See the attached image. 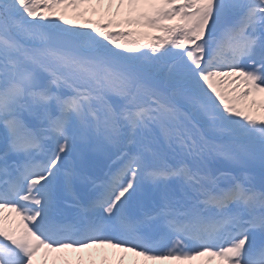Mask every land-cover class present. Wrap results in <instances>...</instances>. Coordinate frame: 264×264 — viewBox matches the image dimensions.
Here are the masks:
<instances>
[{"label":"snow or ice","instance_id":"6c2138e0","mask_svg":"<svg viewBox=\"0 0 264 264\" xmlns=\"http://www.w3.org/2000/svg\"><path fill=\"white\" fill-rule=\"evenodd\" d=\"M149 261L264 264V0H0V264Z\"/></svg>","mask_w":264,"mask_h":264},{"label":"bare ground","instance_id":"6f19581e","mask_svg":"<svg viewBox=\"0 0 264 264\" xmlns=\"http://www.w3.org/2000/svg\"><path fill=\"white\" fill-rule=\"evenodd\" d=\"M147 264H153V262L150 261V262H147Z\"/></svg>","mask_w":264,"mask_h":264}]
</instances>
